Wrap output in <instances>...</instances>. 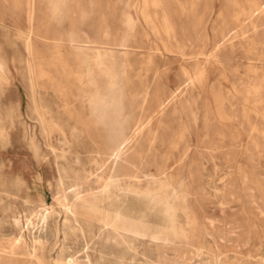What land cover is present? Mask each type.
I'll return each mask as SVG.
<instances>
[{
  "label": "rangeland",
  "instance_id": "374dc122",
  "mask_svg": "<svg viewBox=\"0 0 264 264\" xmlns=\"http://www.w3.org/2000/svg\"><path fill=\"white\" fill-rule=\"evenodd\" d=\"M263 9L0 0V264H264Z\"/></svg>",
  "mask_w": 264,
  "mask_h": 264
},
{
  "label": "bare ground",
  "instance_id": "6f19581e",
  "mask_svg": "<svg viewBox=\"0 0 264 264\" xmlns=\"http://www.w3.org/2000/svg\"><path fill=\"white\" fill-rule=\"evenodd\" d=\"M151 1V0H150ZM155 4V3H154ZM264 10V9H263ZM190 29L192 30V32L193 33H198V34H196V36H201V34H200V32L201 31H199V32H195V31H197L198 29H199V24H198V22H197V20L195 19L194 21H192V22H190ZM194 29V30H193ZM29 32V31H28ZM29 35V34H28ZM259 74V73H258ZM254 80V79H253ZM259 83H258V86H255V90L256 91H264V79H262V78H259ZM249 82H250V80H249ZM244 84V83H243ZM191 92V91H190ZM262 94V93H261ZM115 97V96H114ZM223 98V97H222ZM262 98V97H261ZM235 100V99H234ZM237 100V99H236ZM232 102V101H231ZM225 104V103H224ZM264 104V103H263ZM102 106L103 107H105V104H104V102L102 103ZM236 107V106H235ZM223 108V107H222ZM236 109V108H235ZM257 109V108H256ZM111 110V109H110ZM237 110V109H236ZM108 116V115H107ZM111 116H113V115H111ZM114 119V118H113ZM113 121V120H112ZM112 136V135H111ZM115 138V137H114ZM230 158H232V157H230ZM254 159V158H253ZM74 170V169H73ZM245 172V171H244ZM207 174V173H206ZM215 177V176H214ZM122 178V177H121ZM210 178V177H209ZM143 179V178H142ZM102 180V179H101ZM166 181V180H165ZM61 188V187H60ZM59 188V189H60ZM62 189V188H61ZM264 189V188H263ZM61 192V191H60ZM64 199H65V197H64ZM63 199V200H64ZM62 200V199H61ZM65 201H66V199H65ZM126 202V201H125ZM114 203V202H113ZM120 205V204H119ZM260 207V206H259ZM142 210V209H141ZM263 210V209H262ZM144 211V210H143ZM72 212V211H71ZM46 215V214H45ZM46 217V216H45ZM65 217V216H64ZM52 219V218H51ZM75 219V218H74ZM79 222V221H78ZM107 222V221H106ZM53 223V222H52ZM111 225H112V223H111ZM77 229V228H76ZM75 229V230H76ZM68 230V229H67ZM139 230V229H138ZM71 234V233H70ZM113 234V233H112ZM70 236V235H69ZM73 236V235H72ZM74 237V236H73ZM244 240V239H243ZM44 246V245H43ZM129 247V246H128ZM214 247V246H213ZM119 248V247H118ZM121 248V247H120ZM237 248V247H236ZM72 249V248H71ZM112 253V252H111ZM99 256V255H98ZM85 259V258H84ZM121 260V259H120ZM124 260V259H123ZM128 263V262H127Z\"/></svg>",
  "mask_w": 264,
  "mask_h": 264
},
{
  "label": "crops",
  "instance_id": "0c3cea01",
  "mask_svg": "<svg viewBox=\"0 0 264 264\" xmlns=\"http://www.w3.org/2000/svg\"><path fill=\"white\" fill-rule=\"evenodd\" d=\"M199 30H200V29H199ZM200 31H201V30H200ZM205 33H206V32H205ZM205 33H204V34H205ZM200 34H201V35H203V33H202V32H201Z\"/></svg>",
  "mask_w": 264,
  "mask_h": 264
}]
</instances>
